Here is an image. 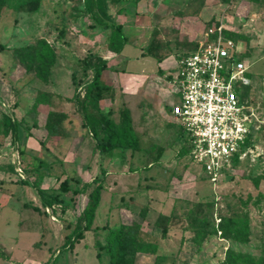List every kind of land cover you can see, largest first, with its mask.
Instances as JSON below:
<instances>
[{
	"label": "rangeland",
	"instance_id": "374dc122",
	"mask_svg": "<svg viewBox=\"0 0 264 264\" xmlns=\"http://www.w3.org/2000/svg\"><path fill=\"white\" fill-rule=\"evenodd\" d=\"M84 1L0 0V264H106L108 254L100 249L108 232L104 227L132 222H140L142 239L156 243L157 253L168 257L155 263L153 254L138 252L136 264H217L227 248L264 256V0H107L127 35L124 50L110 57V65L143 69L147 79L142 93L125 98L142 146L123 156L118 149L98 153L77 104L92 79L95 58L108 54L107 32L92 26ZM217 37L232 39L242 49L251 79L242 91L259 121L251 150L217 189L211 219L216 225L215 214L220 219L248 215L250 240L238 243L216 231L195 250L188 215L194 203L214 199V192L201 167L179 152L188 144L170 112L179 97L168 76L177 74L182 53ZM41 40L55 52L48 77L17 56ZM157 57L166 58L158 64ZM105 79L116 83L114 73ZM60 113L65 117L58 122ZM5 117L19 123L16 133H4ZM113 118L119 121V113ZM152 139L165 149L159 163ZM102 168L105 186L93 221L98 228L64 248L65 236L83 226L76 215ZM65 179L68 191L62 192ZM76 189L84 193L77 197ZM39 191L48 200L60 194L63 205H44ZM159 214L170 219L157 225ZM159 226L167 228L165 235Z\"/></svg>",
	"mask_w": 264,
	"mask_h": 264
},
{
	"label": "trees",
	"instance_id": "16d2710c",
	"mask_svg": "<svg viewBox=\"0 0 264 264\" xmlns=\"http://www.w3.org/2000/svg\"><path fill=\"white\" fill-rule=\"evenodd\" d=\"M133 1L136 3L140 0ZM2 5L3 3L0 4V7ZM84 7L87 13L92 17L94 22L92 26L100 27L103 31H107L106 47L108 51L114 54H120L127 43V35L123 31V26L113 20V16L109 11L108 1L85 0ZM95 11L99 14H96ZM121 11L122 8L117 12L120 13ZM196 46L197 45L191 50L195 49ZM1 49H3V46L0 44V50ZM17 56L21 63L30 68H35L36 71L44 77L50 75V67L55 61L54 50L49 43L44 40L39 41L36 45L24 47L21 52L18 50ZM242 57L244 58V55H242ZM157 58L162 59L163 57ZM95 60L96 62L90 67L93 72L92 79L87 83L83 96L77 101L84 119L83 125L94 138L100 155L110 154L117 149L122 152L121 156H123L127 150L134 152L138 151L140 150L139 137L134 130L133 120L130 116L129 110L127 108L120 110V120L116 121L112 116L113 110L102 111L99 106V102L104 97V94L110 92L113 88V85H109L102 80V74L106 70L115 69L109 67L108 61L101 56H97ZM75 78L76 73L73 72L72 80L74 81ZM168 78H170V76H168ZM246 88H249V86ZM57 116L56 119L59 122L65 117V114L60 113ZM47 125L50 133L55 134V124L50 122ZM18 126L19 123L5 117L4 133L6 135L9 132L16 133ZM246 145L253 146V132L251 134V141H247ZM183 151L188 155L189 148L181 145L179 152L182 153ZM162 152V149L158 150L155 161H159ZM239 162L240 161L236 159L234 167ZM105 175L106 171L102 168L100 174L92 179V188L86 196L81 211L76 215L77 220L83 222V226H76L65 236L63 244L64 248H73L75 243L84 237V232L98 228L93 227V221L101 200V191L105 186ZM60 189L62 192L68 191V181L66 179L61 183ZM75 193L78 195L77 197H79V195H82L84 192L82 189H76ZM39 195L43 199L44 205H51L53 202L63 205L64 201L60 194L52 196L49 200L44 197L42 191H39ZM214 204V199H210L206 202H196L188 215L190 224L194 226V233L190 241L195 247V250L200 249L204 241L216 231H220L227 239H232L235 242L243 244L248 243L250 240L248 215L237 213L229 215L228 217L223 216L222 219H220L221 223L215 225L213 219H211ZM77 206L78 204L75 200L72 209L75 211ZM169 219L170 215L159 214L156 219V224L158 225L160 222L162 223ZM215 226L217 227V230ZM160 228L165 235L167 228L165 226H161ZM104 229H108V232L105 236L104 243L100 245V249L108 254L109 258L106 264H136V254L138 252L153 254L155 256V263L167 260L168 258L166 255L157 253L156 243L146 242L142 239L140 222L120 224L119 227L115 229H109L105 226ZM50 262L51 261H48V263ZM52 264H54V260L52 261ZM217 264H264V256H257L248 252L227 248L224 258Z\"/></svg>",
	"mask_w": 264,
	"mask_h": 264
},
{
	"label": "built area",
	"instance_id": "2783aa9c",
	"mask_svg": "<svg viewBox=\"0 0 264 264\" xmlns=\"http://www.w3.org/2000/svg\"><path fill=\"white\" fill-rule=\"evenodd\" d=\"M243 51L232 39L217 37L199 42L182 53L170 83L179 101L170 108L186 139L191 160L201 167L212 185L215 206L217 189L251 150V134L258 127L253 105L242 89L250 86L249 66ZM23 178V170L16 167ZM216 225L220 218L215 214Z\"/></svg>",
	"mask_w": 264,
	"mask_h": 264
},
{
	"label": "crops",
	"instance_id": "0c3cea01",
	"mask_svg": "<svg viewBox=\"0 0 264 264\" xmlns=\"http://www.w3.org/2000/svg\"><path fill=\"white\" fill-rule=\"evenodd\" d=\"M113 20L116 23L121 24L123 26V31L125 33V25H124L123 21L122 22L121 21H116L117 19H113ZM104 32H107V31H104ZM123 50H124V48H123ZM106 51L108 52V54H106V55L103 54V55H101V57L108 61V66L109 67L117 69V70L116 71H114V70L113 71L112 70H106V71L103 72L102 80L105 83H108L109 85H113V88L111 89L110 92L104 94V97L99 102V106H100L102 111L113 110V115L112 116H115L116 113H119V111L122 110L123 108H127L128 110H130L129 106L126 105L125 98L126 97L129 98L131 96L136 97V96H138V94L142 93L141 89H142L143 85L145 83H147V79L145 80V78L143 77V72H144L143 69L139 68L137 70H135V69H133V70L131 69L130 70L128 67L127 68H124V67L122 68L121 66L125 65V63L124 64L123 63L120 64L117 68L111 66L110 62H109L110 57L117 56L119 54H114V53L108 51L107 47H106ZM188 51H190V50H188ZM146 57H149V56H139L138 58H146ZM165 58L166 57H163L162 59H158V58H155V59H156V62L158 64H160ZM162 72H163V70L158 65L157 73L162 75ZM110 73H114L115 74L116 83H111V82H109L108 80L105 79V76H107ZM151 87L153 89H155L156 94H154V95H157L158 96L157 97L158 101L160 100L159 102H161V98H160V94L158 92V89L155 86H153V85H151ZM134 130H135L137 136L139 137V143H140L139 145H140V148H141V146H142L141 137L137 133L135 127H134ZM153 142H154V144L152 145V148H155L157 151L159 149H162L163 152L165 151V149H163L164 146L159 141L153 140ZM155 163H159V161L155 162Z\"/></svg>",
	"mask_w": 264,
	"mask_h": 264
}]
</instances>
